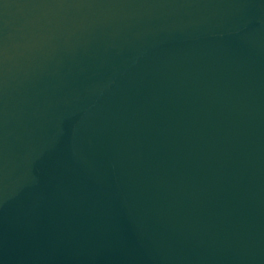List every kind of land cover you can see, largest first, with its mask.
Wrapping results in <instances>:
<instances>
[{
	"label": "water",
	"instance_id": "water-1",
	"mask_svg": "<svg viewBox=\"0 0 264 264\" xmlns=\"http://www.w3.org/2000/svg\"><path fill=\"white\" fill-rule=\"evenodd\" d=\"M0 264H264V0H0Z\"/></svg>",
	"mask_w": 264,
	"mask_h": 264
}]
</instances>
